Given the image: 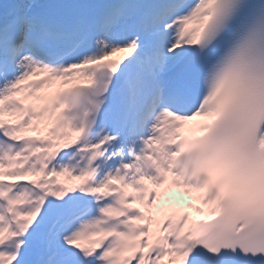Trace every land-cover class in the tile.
<instances>
[{
	"label": "snow or ice",
	"instance_id": "obj_1",
	"mask_svg": "<svg viewBox=\"0 0 264 264\" xmlns=\"http://www.w3.org/2000/svg\"><path fill=\"white\" fill-rule=\"evenodd\" d=\"M0 264H264V0H0Z\"/></svg>",
	"mask_w": 264,
	"mask_h": 264
},
{
	"label": "bare ground",
	"instance_id": "obj_2",
	"mask_svg": "<svg viewBox=\"0 0 264 264\" xmlns=\"http://www.w3.org/2000/svg\"><path fill=\"white\" fill-rule=\"evenodd\" d=\"M119 54H117L116 57H114L113 59H119L122 55H124L123 53H120V56H118ZM61 180H63V178H61ZM68 184H73V183H77L75 181H67ZM196 219H199V218H203V217H195Z\"/></svg>",
	"mask_w": 264,
	"mask_h": 264
},
{
	"label": "rangeland",
	"instance_id": "obj_3",
	"mask_svg": "<svg viewBox=\"0 0 264 264\" xmlns=\"http://www.w3.org/2000/svg\"><path fill=\"white\" fill-rule=\"evenodd\" d=\"M120 55V54H119Z\"/></svg>",
	"mask_w": 264,
	"mask_h": 264
}]
</instances>
